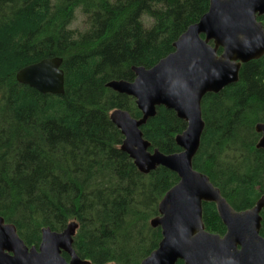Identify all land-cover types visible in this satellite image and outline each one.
I'll return each mask as SVG.
<instances>
[{
  "label": "trees",
  "instance_id": "obj_1",
  "mask_svg": "<svg viewBox=\"0 0 264 264\" xmlns=\"http://www.w3.org/2000/svg\"><path fill=\"white\" fill-rule=\"evenodd\" d=\"M208 6L209 0H0V217L26 246L39 243L43 228L61 232L75 222L72 248L91 264H140L157 248L161 231L150 221L178 177L163 167L141 174L121 150L110 113H141L133 98L106 84L132 82V67L149 69L173 52ZM76 11L86 18L82 31L70 27ZM49 58L62 60L63 95L16 81L19 70ZM201 113L193 169L235 211L252 208L264 196V149L256 148L254 130L264 124V55L243 64L236 83L206 94ZM185 128L158 107L141 132L151 151L169 155L180 151L174 139ZM202 222L209 233H225L213 203H202Z\"/></svg>",
  "mask_w": 264,
  "mask_h": 264
},
{
  "label": "water",
  "instance_id": "obj_2",
  "mask_svg": "<svg viewBox=\"0 0 264 264\" xmlns=\"http://www.w3.org/2000/svg\"><path fill=\"white\" fill-rule=\"evenodd\" d=\"M264 0H209L207 12L173 43V52L153 67H132V82L110 81L106 88L134 99L141 117L113 110L109 119L120 131L121 150L144 175L163 167L178 182L162 197L150 226L161 240L140 264H264V237L260 235L264 196L245 211H235L208 177L193 169L204 122L201 101L238 81L240 68L264 55ZM221 50L220 53L218 51ZM60 58H49L19 70L15 79L41 94H64ZM163 107L186 123L175 137L178 153L165 155L143 139L141 128ZM256 148L264 149V124ZM202 203H213L225 227L223 236L209 233L202 222ZM78 225L61 232L41 229L38 250L27 248L16 228L0 217V264H91L75 254L72 244ZM68 255L66 262L61 252ZM111 264V263H107Z\"/></svg>",
  "mask_w": 264,
  "mask_h": 264
},
{
  "label": "rangeland",
  "instance_id": "obj_3",
  "mask_svg": "<svg viewBox=\"0 0 264 264\" xmlns=\"http://www.w3.org/2000/svg\"><path fill=\"white\" fill-rule=\"evenodd\" d=\"M150 22H151L150 19H145L146 25H149ZM85 26H86V18L79 11H76L75 19L73 20L70 26L71 29L82 31L83 29H85Z\"/></svg>",
  "mask_w": 264,
  "mask_h": 264
},
{
  "label": "flooded vegetation",
  "instance_id": "obj_4",
  "mask_svg": "<svg viewBox=\"0 0 264 264\" xmlns=\"http://www.w3.org/2000/svg\"><path fill=\"white\" fill-rule=\"evenodd\" d=\"M40 238H41V236H40ZM39 244H40V241H39V243H38L37 245H32V246H29V247L27 246V248L29 249V248H31V247H35L36 250H38ZM61 256L65 259L66 262L69 261V257H68V255L65 254L63 251L61 252Z\"/></svg>",
  "mask_w": 264,
  "mask_h": 264
}]
</instances>
